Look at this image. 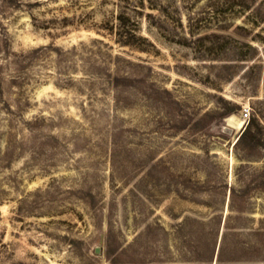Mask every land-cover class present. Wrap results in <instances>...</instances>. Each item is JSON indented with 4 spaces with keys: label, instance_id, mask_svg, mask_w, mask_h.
<instances>
[{
    "label": "rangeland",
    "instance_id": "obj_1",
    "mask_svg": "<svg viewBox=\"0 0 264 264\" xmlns=\"http://www.w3.org/2000/svg\"><path fill=\"white\" fill-rule=\"evenodd\" d=\"M0 264H264V0H0Z\"/></svg>",
    "mask_w": 264,
    "mask_h": 264
},
{
    "label": "built area",
    "instance_id": "obj_2",
    "mask_svg": "<svg viewBox=\"0 0 264 264\" xmlns=\"http://www.w3.org/2000/svg\"><path fill=\"white\" fill-rule=\"evenodd\" d=\"M248 114H249V109L247 107L243 108L242 109V116L244 119L248 117Z\"/></svg>",
    "mask_w": 264,
    "mask_h": 264
},
{
    "label": "trees",
    "instance_id": "obj_3",
    "mask_svg": "<svg viewBox=\"0 0 264 264\" xmlns=\"http://www.w3.org/2000/svg\"><path fill=\"white\" fill-rule=\"evenodd\" d=\"M114 78L117 79V76H115Z\"/></svg>",
    "mask_w": 264,
    "mask_h": 264
}]
</instances>
